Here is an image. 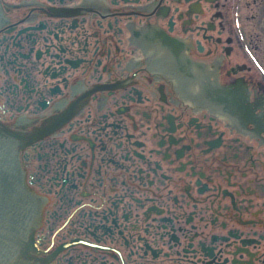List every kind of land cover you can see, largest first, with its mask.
<instances>
[{"label": "flooded vegetation", "instance_id": "flooded-vegetation-1", "mask_svg": "<svg viewBox=\"0 0 264 264\" xmlns=\"http://www.w3.org/2000/svg\"><path fill=\"white\" fill-rule=\"evenodd\" d=\"M0 139V264H264V0H0Z\"/></svg>", "mask_w": 264, "mask_h": 264}, {"label": "water", "instance_id": "water-1", "mask_svg": "<svg viewBox=\"0 0 264 264\" xmlns=\"http://www.w3.org/2000/svg\"><path fill=\"white\" fill-rule=\"evenodd\" d=\"M11 143L0 139V219L4 214L18 218L16 227L25 229L26 220L31 215L35 204L32 195L21 185L14 163ZM13 253V246L7 241H0V256L9 261Z\"/></svg>", "mask_w": 264, "mask_h": 264}]
</instances>
